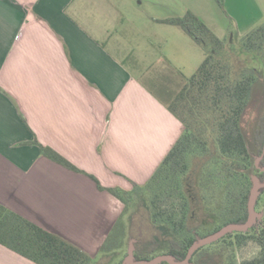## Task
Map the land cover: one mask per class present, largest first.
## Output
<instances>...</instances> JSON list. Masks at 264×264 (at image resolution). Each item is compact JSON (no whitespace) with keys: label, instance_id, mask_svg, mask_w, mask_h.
<instances>
[{"label":"crops","instance_id":"crops-1","mask_svg":"<svg viewBox=\"0 0 264 264\" xmlns=\"http://www.w3.org/2000/svg\"><path fill=\"white\" fill-rule=\"evenodd\" d=\"M173 4L0 0V203L94 257L123 205L88 175L143 185L184 130L166 105L188 77L124 28L168 25ZM0 264L34 263L0 245Z\"/></svg>","mask_w":264,"mask_h":264},{"label":"trees","instance_id":"trees-1","mask_svg":"<svg viewBox=\"0 0 264 264\" xmlns=\"http://www.w3.org/2000/svg\"><path fill=\"white\" fill-rule=\"evenodd\" d=\"M221 5V0H216ZM179 28L204 52V58L195 72L183 78L180 89L167 103L168 111L182 124L184 130L164 157L149 180L133 185L130 191L105 188L91 175L97 189L106 191L119 200L123 209L99 248L101 254L123 249L126 225L123 212L133 191L147 192L151 206V220L167 226L175 236L163 253L152 257L134 254L133 259L149 261L156 256L170 255L183 261L190 246L228 224H242L247 219V202L252 187L251 177L264 181V113L258 120L254 139L259 165L247 148L242 131V119L248 108L258 75L252 69L236 67L227 50L226 39L217 38L208 26L191 12L182 17L159 20ZM247 54L259 56L264 64V23L250 31L240 42ZM44 157L67 170L83 173L73 164L47 146L36 141ZM198 161V185L193 188L190 167ZM263 170V172L261 171ZM199 194V195H198ZM179 200L180 211H168L163 204ZM263 203L264 189L256 200ZM188 207L189 214L185 212ZM218 211L223 216L220 225L210 232L192 235L201 223H191L198 211ZM203 221V220H202ZM190 224V225H189ZM253 242L259 247L257 256L237 262L235 255L226 256L219 264H264V216L258 225L245 233H231L218 241L199 248L189 264L204 250L222 243L228 249H237ZM0 245L34 264H97L87 253L48 232L0 203ZM117 264H122L119 261ZM161 264H168L162 262Z\"/></svg>","mask_w":264,"mask_h":264},{"label":"rangeland","instance_id":"rangeland-1","mask_svg":"<svg viewBox=\"0 0 264 264\" xmlns=\"http://www.w3.org/2000/svg\"><path fill=\"white\" fill-rule=\"evenodd\" d=\"M221 1V5H219L216 0H174L173 15L165 19L182 17L187 12H191L201 19L217 38L226 39L227 50L236 67L252 69L258 75L249 106L242 119V131L247 148L254 158V163L257 162L259 165L261 157L257 155L254 134L258 120L264 113V64L259 56L245 53L240 42L245 38V35H241L244 28H250L252 31L264 23V0ZM134 2L136 3V0ZM159 13L162 15L163 12L160 10ZM137 25V27L131 25L124 27L131 42L139 48H144L146 41L152 44L158 50L159 55L168 59L186 77H190L202 62L203 49L183 34L179 28L162 24L142 25L138 22ZM197 164L198 161H195V164L190 167L188 180L191 181L193 188H198L199 166ZM261 171L263 172V170ZM252 177L258 178L254 175ZM150 199L147 192L133 191L123 212V221L126 225L125 245L118 252L110 254L99 252L97 257L89 255L97 264H117L119 261H122L123 264L128 257H133L134 254L152 257L167 250L170 240H173L175 236L167 226L156 225L152 222ZM180 204L179 200H170L163 204V208L179 212ZM184 209L189 214L188 207ZM255 213V225H258L264 216L262 202L255 206ZM196 219L191 223L196 225L199 219L201 227L200 230L193 231L192 235L210 232L221 224L223 216L218 211L211 210L209 213V211L201 209L196 213ZM258 253L259 247L253 242H248L245 246L237 249H228L225 244L219 243L200 253L192 264H219L226 256L232 254L235 255L236 261L239 263L257 256Z\"/></svg>","mask_w":264,"mask_h":264},{"label":"water","instance_id":"water-1","mask_svg":"<svg viewBox=\"0 0 264 264\" xmlns=\"http://www.w3.org/2000/svg\"><path fill=\"white\" fill-rule=\"evenodd\" d=\"M262 155H264V147H263ZM255 164L257 165V162ZM251 182H252V187L247 202V219L244 223L225 225L215 233L194 242L188 249L186 257L183 261L177 262L170 255H161L154 257L149 261L135 262L133 257L130 256L124 261L123 264H161L162 262H166L168 264H189V260L191 259L192 255L199 248L204 247L206 245H210L218 241L222 237L226 236L227 234L247 232L253 225L256 224L255 204L260 194V191L264 189V182L260 183L258 178L251 177Z\"/></svg>","mask_w":264,"mask_h":264}]
</instances>
